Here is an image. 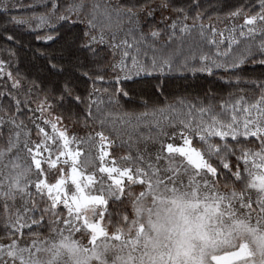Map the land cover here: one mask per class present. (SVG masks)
<instances>
[{"label": "snow or ice", "instance_id": "snow-or-ice-1", "mask_svg": "<svg viewBox=\"0 0 264 264\" xmlns=\"http://www.w3.org/2000/svg\"><path fill=\"white\" fill-rule=\"evenodd\" d=\"M50 3L37 27L82 24L79 47L93 57L98 45L110 50L95 71L113 84L264 67V0L221 4L214 19L201 0H70L63 11ZM41 55L50 74L66 71L62 55ZM81 75L92 81L87 96L70 77L45 87L0 58V264H264V73L229 77L258 92L251 100L239 89L216 103L179 99L149 112L142 99L146 110L126 115L151 116L149 134L136 155L121 157L99 95L119 105L128 93L97 89L104 75ZM66 102L83 105L82 114L58 111ZM78 124L99 130L81 137Z\"/></svg>", "mask_w": 264, "mask_h": 264}, {"label": "trees", "instance_id": "trees-1", "mask_svg": "<svg viewBox=\"0 0 264 264\" xmlns=\"http://www.w3.org/2000/svg\"><path fill=\"white\" fill-rule=\"evenodd\" d=\"M233 2L234 0H201V6L202 8H208V17H213L214 19L215 15L221 11L219 7L221 4L225 6L226 10ZM210 5H216V7L210 8ZM42 11L43 7L40 5L7 12L0 9V58L11 59L14 71L18 70L21 75H26L29 81L33 79L38 82L42 81L45 87L50 85L58 87L60 83L70 77L76 86L77 92L83 96H87V92L92 86V81L83 77L81 72L88 70L93 76L104 75L105 82H97L95 85L97 89H108L111 91L116 87H120L128 93L127 97L121 95L119 105L109 103L108 96L103 94V92L100 93L99 99L102 102L100 104L102 114L111 113L113 118L111 119L110 117L107 120L105 129L109 128V122L115 124L118 120L117 117H120V119L122 117L126 118L128 116L126 114L134 113L139 115V113L145 111V106L140 103L142 99L149 101L150 106L147 111L150 112L152 104L162 105L168 103L179 107L177 104L179 99H183L187 103L204 100L205 97L209 99L215 97L212 102L216 103L220 98H226L229 93L237 94L239 89L246 91L250 100L255 95H258V92L245 84H240L237 87L234 81L229 82V77H235L238 74L248 79L260 77L261 73H264V67L252 62L242 66L243 70L240 73L214 69L212 74L189 71L186 73H173L166 78L158 76L151 78L132 77L119 84L110 83L108 82L109 73L95 71L97 63L101 65L108 63L111 55L110 50L104 45H98L99 55L93 57L86 49L79 47L84 30L82 24L73 25L71 21L59 22L54 26V30L53 28L51 29L52 36L58 35L59 39L48 41L44 39L38 40L36 37L40 35L37 31L28 30L8 19L10 16H31ZM159 15H157V19H159ZM152 22L155 23V21ZM205 23H207V19ZM5 33L13 35L15 42L6 40L4 38ZM120 36L123 37V33ZM9 50L14 52L15 55L10 56ZM236 51H239V49H236ZM45 52H56L62 55L64 58L57 62L64 65L66 71L56 75L50 74L47 67L48 61L41 55V53ZM26 90L27 88L25 87L21 91V95ZM4 103H7V101H4ZM83 107V105L77 106L71 102H66L62 109H58V111L63 110L65 115L68 114L69 110H75L78 114H82ZM24 115L26 117L28 113ZM105 129V133L109 134L110 132H106ZM76 130L81 137H84L86 133L97 131L99 128L95 125L85 128L78 124L76 125ZM111 139L115 141L111 151L116 157L127 154L136 155L137 148H142L139 145H132L125 140L118 139L115 135H111ZM252 143L255 142L252 141Z\"/></svg>", "mask_w": 264, "mask_h": 264}, {"label": "rangeland", "instance_id": "rangeland-1", "mask_svg": "<svg viewBox=\"0 0 264 264\" xmlns=\"http://www.w3.org/2000/svg\"><path fill=\"white\" fill-rule=\"evenodd\" d=\"M70 2V0H59V3L61 4V11H63V8ZM101 3H103V0H100ZM6 4L8 6L9 10H17V9H25L28 7H33V6H42L43 11L41 13H37L31 16H17V18H24L29 21L27 24L23 23H15L18 25H22L28 30L31 31H37L42 37V35H52L51 29L59 22L56 19H52L48 23L44 24L42 27H37L39 24V20L36 19L42 14H47L49 13V9L51 8V3L50 0H0V5ZM0 9H3V7H0ZM159 13H157L158 15ZM205 51H208L209 49L205 47ZM189 71L185 72H177V73H186ZM192 73V72H190ZM111 119H113L111 117ZM152 119L151 116L147 117L144 120L137 121L135 119H130L128 116L126 118H121L119 121L117 120L115 124H112L109 122V128H106V132L111 131V135H115V137H118V139L125 140L126 142L134 145H139L143 147V142L141 140V134L143 136H147L149 134V130L146 127L147 121H150ZM115 125V126H113ZM137 125H139L137 127ZM113 128L115 130H113ZM117 135V136H116ZM129 136V137H128Z\"/></svg>", "mask_w": 264, "mask_h": 264}]
</instances>
